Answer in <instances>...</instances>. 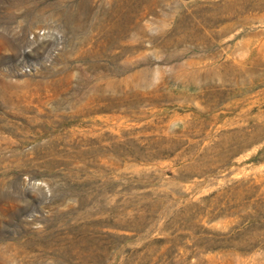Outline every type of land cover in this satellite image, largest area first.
Masks as SVG:
<instances>
[{"label":"rangeland","instance_id":"374dc122","mask_svg":"<svg viewBox=\"0 0 264 264\" xmlns=\"http://www.w3.org/2000/svg\"><path fill=\"white\" fill-rule=\"evenodd\" d=\"M0 264H264V0H0Z\"/></svg>","mask_w":264,"mask_h":264}]
</instances>
